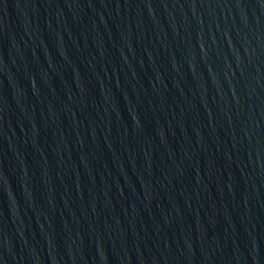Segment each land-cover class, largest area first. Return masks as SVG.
Masks as SVG:
<instances>
[{
	"label": "water",
	"instance_id": "obj_1",
	"mask_svg": "<svg viewBox=\"0 0 264 264\" xmlns=\"http://www.w3.org/2000/svg\"><path fill=\"white\" fill-rule=\"evenodd\" d=\"M0 264H264V0H0Z\"/></svg>",
	"mask_w": 264,
	"mask_h": 264
}]
</instances>
